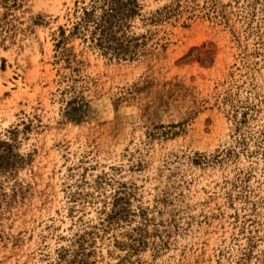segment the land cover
<instances>
[{"label":"rangeland","instance_id":"rangeland-1","mask_svg":"<svg viewBox=\"0 0 264 264\" xmlns=\"http://www.w3.org/2000/svg\"><path fill=\"white\" fill-rule=\"evenodd\" d=\"M0 264H264V0H0Z\"/></svg>","mask_w":264,"mask_h":264}]
</instances>
